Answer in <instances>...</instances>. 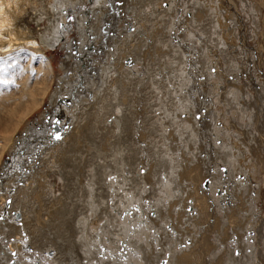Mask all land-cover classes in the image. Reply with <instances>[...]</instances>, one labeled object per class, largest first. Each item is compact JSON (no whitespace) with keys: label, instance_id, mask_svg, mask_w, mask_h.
Segmentation results:
<instances>
[{"label":"bare ground","instance_id":"obj_1","mask_svg":"<svg viewBox=\"0 0 264 264\" xmlns=\"http://www.w3.org/2000/svg\"><path fill=\"white\" fill-rule=\"evenodd\" d=\"M0 216V264H264V0H0Z\"/></svg>","mask_w":264,"mask_h":264},{"label":"rangeland","instance_id":"obj_2","mask_svg":"<svg viewBox=\"0 0 264 264\" xmlns=\"http://www.w3.org/2000/svg\"><path fill=\"white\" fill-rule=\"evenodd\" d=\"M81 5L82 6H90V7H92L94 4L87 2V3H81ZM79 9L80 8H77L76 12H78ZM70 14L73 17L76 16V14L74 12H70ZM132 21H133V18L132 19L131 18L130 19H124L122 24L118 25L120 31L122 32L125 29L126 26H128V27L132 26L130 23H128V22H132ZM72 22L74 23L75 19L72 20ZM72 29L75 32V27H72ZM67 51H68L67 47H64L61 42H60V44H57L54 48H48L46 50V52L49 55H51L50 58L52 57L51 60H52V63H54L53 67H54V75H55V77H57L58 75H62L64 73V65H63V63L66 60V57L69 55ZM71 60L74 61L75 58H73ZM101 62L102 61L98 58L97 64H100ZM246 76H244L245 80H251V77H249V75L247 77ZM190 81L192 82L193 79H190ZM216 81L221 82L219 79H216ZM48 103L49 102L46 99L45 102L43 103V105L29 117V120L30 121H34L35 119H38L41 116L42 113H44L48 108H50ZM22 131H23V128H22ZM26 142H27V145H26ZM30 147H31L30 143L27 140H25V142L23 143V149H24L23 152L27 151ZM22 153L21 152L19 153L20 158L22 157Z\"/></svg>","mask_w":264,"mask_h":264},{"label":"water","instance_id":"obj_3","mask_svg":"<svg viewBox=\"0 0 264 264\" xmlns=\"http://www.w3.org/2000/svg\"><path fill=\"white\" fill-rule=\"evenodd\" d=\"M34 122L36 123V131L34 132H32L34 135H32V139H38V141L39 142H41V140H42V137H40V138H37L35 135H38V134H40L41 133V130H43V124H42V122H38V121H36V119L34 120ZM49 136L51 137V136H55V134H53V133H49Z\"/></svg>","mask_w":264,"mask_h":264},{"label":"snow or ice","instance_id":"obj_4","mask_svg":"<svg viewBox=\"0 0 264 264\" xmlns=\"http://www.w3.org/2000/svg\"><path fill=\"white\" fill-rule=\"evenodd\" d=\"M55 139L59 140V139H61V137H60L59 135H56V136H55ZM208 183H210V181H209ZM8 203L10 204L11 201H8ZM2 218H3V217L0 216V219H2ZM238 254H239V253H237V255H238ZM165 264H166V262H165Z\"/></svg>","mask_w":264,"mask_h":264}]
</instances>
